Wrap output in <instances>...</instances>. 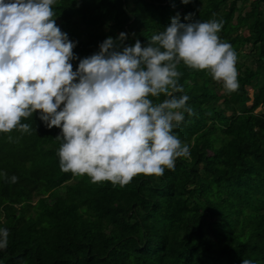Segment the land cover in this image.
Wrapping results in <instances>:
<instances>
[{
  "label": "trees",
  "instance_id": "obj_1",
  "mask_svg": "<svg viewBox=\"0 0 264 264\" xmlns=\"http://www.w3.org/2000/svg\"><path fill=\"white\" fill-rule=\"evenodd\" d=\"M52 10L77 42L73 70L109 36L145 45L177 14L222 20L239 88L225 94L207 70L181 62L177 95L195 115L173 133L190 156L124 186L62 172L61 129L38 112L21 119L30 132H0V228L9 231L0 264H264V0H55Z\"/></svg>",
  "mask_w": 264,
  "mask_h": 264
},
{
  "label": "clouds",
  "instance_id": "obj_2",
  "mask_svg": "<svg viewBox=\"0 0 264 264\" xmlns=\"http://www.w3.org/2000/svg\"><path fill=\"white\" fill-rule=\"evenodd\" d=\"M54 3L0 0V132H30L21 119L38 112L47 128L61 129V171L87 175L92 183L124 186L138 174L174 170L190 149L173 130L185 113L195 115L189 97L177 95L183 92L177 66L207 70L225 94L239 88L237 53L218 35L223 21L201 22L189 14L182 23L177 14L145 45L137 39L121 46L118 41L127 39L121 32L73 70L77 42L56 25ZM160 95L165 99L158 104L149 99ZM0 176L8 179L7 173ZM8 237V229L0 228V250Z\"/></svg>",
  "mask_w": 264,
  "mask_h": 264
}]
</instances>
